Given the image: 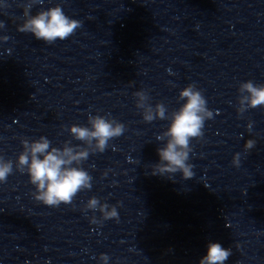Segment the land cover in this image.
Masks as SVG:
<instances>
[{
  "label": "clouds",
  "instance_id": "obj_1",
  "mask_svg": "<svg viewBox=\"0 0 264 264\" xmlns=\"http://www.w3.org/2000/svg\"><path fill=\"white\" fill-rule=\"evenodd\" d=\"M36 3H42V0H29L24 6L25 19L17 28L19 32L31 33L37 40L52 44L58 39L66 40L82 26L81 21L67 16L59 5L30 15V9ZM4 27L3 21H0V28ZM0 39L7 41L9 37ZM238 91L239 114L249 108L264 106V85H257L249 80L242 82ZM134 96L137 98L136 107L143 110L145 122L150 123L156 119L170 121L167 129L156 137L158 141L166 143L157 149L159 162L152 165V174L167 175L171 178L175 173H181L183 179H191L195 174L193 165L188 163L189 153L192 151L190 142L203 137L205 121L213 118V112L208 109L202 91L194 84L183 88L178 99L184 103L171 112L163 103H157L154 107L149 104L150 98L145 91H137ZM247 128L251 132L253 124L249 122ZM68 131L85 146H72L70 142H65L62 148H57L51 146L50 140L45 136L33 141L22 139L23 151L15 161V170L26 172L29 182L35 188L33 198L49 207L72 204L80 191L91 189L92 177L81 167L82 162L88 159L90 153L104 152L110 140L124 134L126 126L114 118L89 115L88 126L73 124ZM255 146L256 141L248 139L244 149L249 151ZM240 155L236 153L233 156L232 164L236 167L240 166ZM13 171V161L0 156V183H6ZM84 210H98L104 220H119L117 207L101 203L97 197L90 198ZM91 222L99 221L93 216ZM231 255L230 248L225 249L220 243L210 242L207 254L200 259L199 264H225ZM109 259L107 254L100 256L103 264H108Z\"/></svg>",
  "mask_w": 264,
  "mask_h": 264
}]
</instances>
